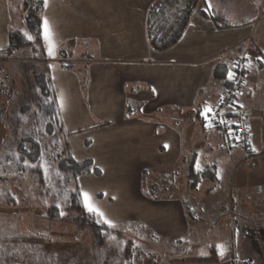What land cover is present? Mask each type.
Masks as SVG:
<instances>
[{
  "label": "crops",
  "instance_id": "obj_1",
  "mask_svg": "<svg viewBox=\"0 0 264 264\" xmlns=\"http://www.w3.org/2000/svg\"><path fill=\"white\" fill-rule=\"evenodd\" d=\"M41 1V44L48 52L42 35L43 21L47 19L54 44V54L51 57H54L56 49L65 41L73 39L91 41V46L99 55L97 61H92L89 70L87 104L84 103L76 76L61 71L55 60L47 58L49 62L52 61L48 78L60 123L61 120L63 123H78L86 119L90 123L91 119L104 121L107 118L111 120L109 123H120L105 133L109 135V141L114 137L113 144L123 146V150L117 153L122 152L121 157L130 166L129 172H124L127 176L135 177L129 188L132 190L129 191L132 200L128 202L130 215L127 220L139 222L146 229H153L156 232L151 230L154 235L163 241L183 240L188 234L190 222L185 215L183 199L191 200L193 192H187L188 196L179 198L172 196L175 186L164 187L160 201L148 199L143 194L146 186L136 183L143 161L154 158L161 167L172 165L173 172L183 176L188 159L193 153L197 154L196 169H202L204 165L211 163L208 161L213 154H203L199 142L194 146L196 148L189 151L182 147L181 137L178 136L180 129L184 128L180 123H186V120L180 113L183 115L190 112L192 115L189 123H205L206 128L216 134L209 119L210 111H205L210 110L219 92V87L212 81L213 70L219 63L231 66L242 54L250 58L251 65L244 72L245 87L238 104L248 115L251 155L249 158L239 150L228 151V154L233 159L249 161L254 166L250 172L257 171L256 185L248 187L241 181L236 186L243 190L248 188L251 192L252 207L257 208L259 214L256 221L260 222L262 218L264 225L263 0H200L197 4L200 9L197 13L192 12L178 41L163 51L154 50L147 38L148 12L157 0H48L47 6L44 0ZM204 9L210 10L214 17L228 27L217 28L211 19L202 17L201 11ZM13 23H17V16L12 15L8 0H0V50L8 46V30ZM25 76L27 74L22 77ZM75 101L77 105L73 107ZM136 108L142 112L141 118L158 110L166 112V123L173 124L164 126L174 130L165 131L177 137L171 140L162 138L157 145L152 141V123L133 117L132 111ZM79 111L82 112L80 115ZM126 111L131 112L129 118L125 116ZM113 134L117 136H110ZM105 143L107 144L106 141ZM85 144L89 146L91 141L85 140ZM163 146L166 147L165 150L158 152V148ZM211 148L208 143L206 150ZM231 152L236 153L232 155ZM117 153L114 152L115 155ZM73 159L79 162L77 158ZM198 160L202 161V167H198ZM179 165L184 167V172L181 166L177 168ZM113 188L118 194L120 188ZM123 188L122 185L121 189ZM233 189L234 187L232 191ZM93 195L95 196L94 193ZM233 202L232 198V204ZM261 212L263 213L260 214ZM232 213L231 218L234 220V207ZM250 218L246 217L248 221ZM121 222L123 221L118 220L113 223ZM228 222L229 225L232 223L230 219ZM192 223L198 224L196 221ZM155 228H159L161 232ZM243 237L257 241L254 247L257 252L253 251V246H245L248 257H243L242 261H238L234 258V253H231L228 259L218 262L187 264H260V261L249 255L264 256V232L255 236L244 233ZM244 245L245 242H242L241 249ZM211 246L215 247H209Z\"/></svg>",
  "mask_w": 264,
  "mask_h": 264
},
{
  "label": "rangeland",
  "instance_id": "obj_2",
  "mask_svg": "<svg viewBox=\"0 0 264 264\" xmlns=\"http://www.w3.org/2000/svg\"><path fill=\"white\" fill-rule=\"evenodd\" d=\"M14 2L16 0H13V5ZM199 9L200 6H196L193 13H197ZM91 44L88 40H67L56 49L54 57L49 56L44 48L36 52L24 48L15 52L5 64L0 65V88L8 89L9 86L13 88V95L3 113V123H0V140H2L0 141V264H116L120 260L125 241L110 240L107 252L95 249L89 231L77 229L75 221L79 214L65 209L68 205L66 195L62 193L58 195L57 185L48 179L47 173L54 172L57 168L58 163L55 162V156L58 155L59 150L66 151V148L72 158H77L79 162H89L90 166L80 175L65 174L66 177L62 178L60 186L77 185L83 211L90 213L84 206L82 196V193L87 192L91 199L94 197L93 203L108 220L112 223L122 220L120 224L113 223L114 227L111 228L125 230L128 237L136 234L139 239H132L133 245L142 247L146 255H156L157 257L151 260L153 264L212 258L214 255L208 250L210 245L215 246V258L220 261L228 259L231 253H234V258L238 261H242L243 257H248L245 246H253V251L257 252L254 248L257 241L244 239L243 235L247 233L248 236H255L264 232L262 218L260 222L256 221L259 215L258 209L252 207V194L248 188L243 190L236 186L241 181L248 187L256 185L257 171L250 172L254 166L249 161L233 159L227 151L223 150L219 137L206 128L205 123H189L192 115L190 112H185L186 114L183 115L180 113V116L186 120V123H180L184 128L180 129V136H178L181 137L182 147L189 151L196 148L194 146L199 142L202 145L203 154L207 152L213 154L209 161L204 160V162H212L216 166V175L214 181L204 180L198 186L197 192L191 193L192 199L189 203L195 209V221L198 224L189 221L190 230L183 239V244L173 246L168 241L162 239L161 241L158 236L154 235L156 232L153 229L151 230L155 233L139 222L127 220L130 215L128 202L131 199L129 196L131 192L129 191H132L129 188L132 187L135 177L127 176L124 172H129L130 166L128 161L121 157L122 152L117 153L123 150V146L113 144L112 138L114 137L109 141V135L105 133L120 124L109 123L111 120L108 118L104 121L91 119L90 123L87 119L78 123H63L61 120L59 134L55 135L56 129L52 126V129L47 127L48 132L44 131L36 135L41 146L44 148L47 145L49 148L47 152L40 155L41 178L45 179V182H38L34 176L9 173L5 170L4 158L9 154L14 155L21 139L24 136L33 137L37 127L31 120L36 112L32 78L22 76L29 74L31 70L39 75L41 68H45L50 77L52 61L49 62L47 58L51 57L61 71L76 76L79 90L85 99L84 103L87 104L90 66L99 57ZM76 105L77 101L73 107ZM81 113L79 111L78 115ZM130 114L131 112L126 111L125 116L129 118ZM132 115L136 119L140 118V120L152 123V141L157 145L160 144L162 138L171 140L177 137L165 131L174 129L164 126L173 124L166 123V112L164 111H154L141 118L143 114L139 108H136L132 111ZM110 136L116 137L117 135ZM56 139L61 143L58 146H50ZM85 140L91 141V145L85 144V146ZM208 143L212 147L209 151L206 150ZM165 148L164 146L159 147L158 152ZM234 153L236 152H231L232 155ZM158 162L154 158L143 161L140 175L138 174L136 178L137 184L143 187L149 185V190L143 194L150 200L160 201L164 194L163 188L175 186L176 188L171 192L172 196L179 198L188 196L184 176L175 174L172 165L161 167ZM25 163L34 167L37 162L28 159ZM201 164L202 161L198 160V167H202ZM181 169L184 172L183 166ZM241 172L244 174L241 175ZM85 176L87 178H83ZM122 185L124 191L121 189ZM114 186L120 188L118 194L113 191ZM99 189L101 190L98 191ZM97 193L100 195L98 199ZM151 195L153 198L149 197ZM50 204L62 209L57 220L48 217L47 209ZM233 207L236 214L234 220L231 218ZM248 216L251 217L249 221L246 219ZM228 219L232 222L230 225ZM155 229L160 231L159 228ZM242 242H245L243 249H241ZM161 246L163 250L160 249ZM109 249L113 252L110 253ZM249 257L264 264V256L261 254L259 256L249 255ZM140 261L146 264L148 259Z\"/></svg>",
  "mask_w": 264,
  "mask_h": 264
},
{
  "label": "trees",
  "instance_id": "obj_3",
  "mask_svg": "<svg viewBox=\"0 0 264 264\" xmlns=\"http://www.w3.org/2000/svg\"><path fill=\"white\" fill-rule=\"evenodd\" d=\"M10 5V11L12 15L17 16V23H13L8 30V46L4 50H0V65L5 64L6 61L11 59L12 55L24 48H29L33 52L42 50L41 44V12L43 9V3L41 0H16L13 5V0H8ZM200 0H157L149 9L147 16V38L154 50L163 51L171 46H173L181 34L183 33L188 19L191 16L193 10L197 6ZM201 15L204 18H209L216 25L217 28H227L228 26L214 17L210 10L204 9L201 11ZM33 37L32 40H28L26 35ZM40 59V58H39ZM43 60V58L41 59ZM40 60V61H41ZM234 63V62H233ZM45 68H41L40 74L37 75L36 72L30 71L27 73V77L32 78L33 88L35 89L34 102L36 103V112L32 115V123L36 124V130L34 131L33 137H23L17 146V152L7 155L4 160L6 162L5 170L9 173L15 172L22 174L24 176H34L37 178L38 182L44 181L41 178V167L42 162L40 155L47 152L49 149L42 147L37 139L36 135L41 134V132H48L47 127L51 129L54 127L56 129L55 135L59 134L60 131V120L58 115V110L55 104L54 97L51 93L50 81L45 71ZM231 70V66L228 63H219L215 66L212 73V81L217 84L218 95L217 97L224 95L231 88V82L228 79V74ZM9 72V71H8ZM7 72V73H8ZM10 73V72H9ZM37 75V76H36ZM8 76V74H7ZM26 77V78H27ZM11 79V78H10ZM9 79V80H10ZM13 88L9 86L0 88V123H3V117L7 106L13 95ZM10 93V94H9ZM238 109H244L238 107ZM245 110V109H244ZM246 112V110H245ZM247 114V113H246ZM231 115L228 114V118ZM248 117V115H247ZM18 120V119H17ZM16 120V123H18ZM53 123V124H52ZM53 126V127H52ZM214 131L218 135L220 141L222 138L219 136L217 127L211 123ZM248 127V124H247ZM54 129V130H55ZM249 132V127H248ZM59 136L57 135V138ZM2 141V140H0ZM49 143V142H48ZM61 142L54 140L50 146H58ZM223 143V141L221 142ZM223 150V145L221 146ZM239 150L244 153L240 148H234L233 151ZM64 152L61 154V152ZM58 151V155L55 156V162L57 164L56 171L48 172L47 176L50 181H53L57 186L58 195L65 194L68 205L65 209L76 212L79 216L76 219L77 229H84L89 231L92 235L93 247L99 251L107 252L109 248L110 240H122L124 242V247L121 252L120 260L116 264H142L140 260L148 259L146 264H153V259L156 255H146V252L142 247H137L133 245L132 239H139L136 234L128 235L125 230H119L118 228L113 229L108 227L104 223L99 221L93 213H87L83 211L80 195L78 192L77 185L60 186L62 178L66 177L65 174L77 175L86 171L90 166L89 162H77L75 161L68 152L62 150ZM249 151H250V133H249ZM245 154V153H244ZM197 154L193 153L189 159L188 164L186 165V173L184 178L186 181V188L188 192L197 191L198 186L204 180H215L216 175V166L214 164L208 163L202 167V169L195 168V160ZM32 160L37 162L34 167L28 166L25 162L26 160ZM79 171V172H78ZM78 172V173H77ZM45 182V181H44ZM40 184V183H39ZM38 184V185H39ZM151 187V186H150ZM20 189V188H18ZM22 190V189H21ZM149 190V185L144 189L145 191ZM18 191V190H17ZM151 191V189H150ZM143 192V193H144ZM20 195V190H19ZM147 197V196H146ZM153 198L152 195L149 196ZM10 198V196H9ZM9 200V199H8ZM11 203V200H9ZM188 198L183 199L184 211L187 219L192 222L195 221L196 212L193 207L190 206ZM48 217L51 219L57 220L59 213L62 211L57 205H51L48 207ZM114 238V239H113ZM161 240V239H160ZM162 241V240H161ZM171 245L183 244V240H175L170 242ZM160 249L163 250L161 246ZM209 253L213 254L212 258L204 259H194V260H176L168 264H187V263H210L218 262L216 256V248L211 246L208 248ZM109 252L112 253V249H109Z\"/></svg>",
  "mask_w": 264,
  "mask_h": 264
},
{
  "label": "built area",
  "instance_id": "obj_4",
  "mask_svg": "<svg viewBox=\"0 0 264 264\" xmlns=\"http://www.w3.org/2000/svg\"><path fill=\"white\" fill-rule=\"evenodd\" d=\"M264 5V0H263ZM260 16V14H259ZM251 65L247 55H241L231 65V88L224 95L217 97L210 106L209 119L222 138L225 150L240 148L250 158L248 117L244 109H238L239 97L245 87L244 72ZM228 114L231 116L228 118Z\"/></svg>",
  "mask_w": 264,
  "mask_h": 264
},
{
  "label": "snow or ice",
  "instance_id": "obj_5",
  "mask_svg": "<svg viewBox=\"0 0 264 264\" xmlns=\"http://www.w3.org/2000/svg\"><path fill=\"white\" fill-rule=\"evenodd\" d=\"M44 3H45V6H47L48 0H44ZM25 35H26V38L28 40L33 39L32 36L27 35V34H25ZM42 35H43V39L45 41V44L47 45L48 54L51 56L54 54V44L52 41V32H51V29L49 27V22L47 19H44V21H43ZM228 75H229V79H231L233 74L231 72H229ZM61 106H63V105H61ZM205 111L207 112L210 110L206 109ZM82 196H83V200H84V206L90 213H93L97 217H99V221L104 223L108 227H114L113 223L105 217L104 213L98 207L95 206V204L92 202L91 197L89 196V194L87 192L82 193ZM222 254L223 253L221 251V255Z\"/></svg>",
  "mask_w": 264,
  "mask_h": 264
}]
</instances>
